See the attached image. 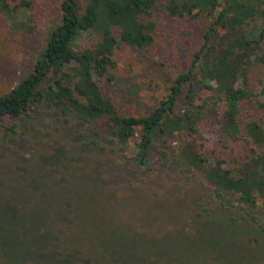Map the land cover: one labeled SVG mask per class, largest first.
Wrapping results in <instances>:
<instances>
[{"label": "rangeland", "instance_id": "1", "mask_svg": "<svg viewBox=\"0 0 264 264\" xmlns=\"http://www.w3.org/2000/svg\"><path fill=\"white\" fill-rule=\"evenodd\" d=\"M61 1L30 0V32L13 31L0 14V93L29 71L61 18ZM88 1L79 0L80 11ZM147 18L154 44H120L114 77L97 79L126 115L159 104L210 23L206 13L171 17L159 6ZM219 132L207 115L195 148L224 165L246 155L244 141L221 142ZM110 139L107 121L80 126L42 106L29 119L0 117V264H264V204L232 196L230 208L220 207L198 173L159 161L163 148L168 159L178 155L174 140L156 143L149 165L136 168L125 158L136 137L123 148Z\"/></svg>", "mask_w": 264, "mask_h": 264}, {"label": "trees", "instance_id": "2", "mask_svg": "<svg viewBox=\"0 0 264 264\" xmlns=\"http://www.w3.org/2000/svg\"><path fill=\"white\" fill-rule=\"evenodd\" d=\"M158 1L89 0L80 11L79 0H62L61 18L29 71L0 93V117L29 119L42 106L80 126L107 121L110 141L120 148L136 137L133 154L125 157L136 168L149 165L156 143L166 148L174 140L178 155L168 159L163 148L159 161L198 173L220 207L230 208L232 196L239 204H264V0ZM156 6L171 17L206 13L210 23L159 104L147 114L126 115L97 79L114 77L113 54L120 44L139 49L154 44L155 23L147 17ZM29 7L30 0H0V14L15 32L31 31ZM80 39L87 44L78 45ZM197 89L207 95L199 97ZM207 115L219 122L221 142L246 143L244 157L224 165L195 148ZM14 133L6 127L4 135L13 141Z\"/></svg>", "mask_w": 264, "mask_h": 264}]
</instances>
